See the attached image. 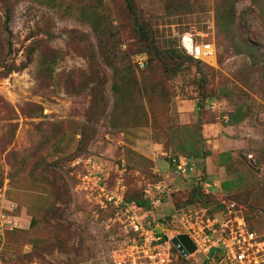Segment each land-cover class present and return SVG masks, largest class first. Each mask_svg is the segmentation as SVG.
Segmentation results:
<instances>
[{
    "label": "rangeland",
    "instance_id": "374dc122",
    "mask_svg": "<svg viewBox=\"0 0 264 264\" xmlns=\"http://www.w3.org/2000/svg\"><path fill=\"white\" fill-rule=\"evenodd\" d=\"M133 3L134 15L125 0H0V264H110L121 232L82 187L79 158L151 200L141 208L156 221L233 203L264 227V0ZM183 36L210 42L215 60H185ZM163 152L195 154L207 201L198 166L177 177Z\"/></svg>",
    "mask_w": 264,
    "mask_h": 264
},
{
    "label": "built area",
    "instance_id": "2783aa9c",
    "mask_svg": "<svg viewBox=\"0 0 264 264\" xmlns=\"http://www.w3.org/2000/svg\"><path fill=\"white\" fill-rule=\"evenodd\" d=\"M181 43L188 56L197 60L214 52L210 42L196 43L191 37L183 36ZM137 62L143 66L145 58ZM167 157L168 173L172 175L186 177L198 172L196 165L184 155L171 153ZM80 162L84 166L82 187L94 194L100 207L113 210L110 220L119 226L121 232L123 241L111 249L110 264H173L175 246L172 238L180 233L187 234L196 250L203 255L202 264H264V227L250 228L235 204H228L223 216L204 217V208L200 214L175 210L174 226L180 230L173 235L169 227L162 223L152 225L132 204L126 202V186L122 180L111 184L109 174L102 170L98 161L87 157L79 158L76 164ZM157 172L166 176L159 168ZM86 181L91 182L90 186L84 184ZM156 186L159 189L161 185ZM161 192H169L167 184L163 185ZM2 201L0 194V205ZM7 204L11 209L14 207L12 202ZM8 222L4 217L0 219V225Z\"/></svg>",
    "mask_w": 264,
    "mask_h": 264
},
{
    "label": "trees",
    "instance_id": "16d2710c",
    "mask_svg": "<svg viewBox=\"0 0 264 264\" xmlns=\"http://www.w3.org/2000/svg\"><path fill=\"white\" fill-rule=\"evenodd\" d=\"M126 1V4H127V8L128 10L134 15L135 14V7H134V3H133V0H125ZM10 35V30H9V27H8V19L7 17L5 18L4 22H3V26H2V29H1V33H0V36H1V39L3 40V44L0 45V51L1 53H3L5 47L7 44H10L9 43V39H8V36ZM9 48V47H8ZM4 55V54H3ZM3 59H4V56H3ZM187 61H196L197 59H194L190 56H186V59ZM4 63V62H3ZM4 68L7 70V71H10L12 70V67L8 64H3ZM238 119V118H237ZM167 153V152H166ZM168 154V153H167ZM170 154V153H169ZM181 155H184L186 156L189 160H191L194 164H196L198 166V164L196 163V158L193 157L195 156V154L191 153V154H182V153H179ZM196 155L197 152H196ZM167 156V155H166ZM200 172H198V177H197V180L195 182V190L198 192V197L199 199L201 200H205L207 201V199L209 198L208 194H212V191H204L203 188H207V183H205V179H204V176H203V172L201 170V168L198 166ZM198 170V169H197ZM177 177H180V176H177ZM222 186L223 187H227V184L226 183H222ZM125 201L132 204L136 210H138V212L144 217V219L148 220L151 222L152 225H155L157 223H162L163 225L169 227V223L172 224L174 226L175 224V221H174V216L173 215H169V221H156L155 219H151L150 216L148 214H144L142 212V206H144L146 209H148L150 207V204H151V200H149L148 198H146L145 200H138V201H135L134 199L130 198L127 196V189H126V192H125ZM219 203H217L218 205ZM206 212H208L209 210V207L208 206H205L203 207ZM223 208V207H222ZM221 208V209H222ZM220 209V210H221ZM178 210H181V209H178ZM174 214V213H173ZM215 216V215H214ZM250 227V226H249ZM170 228V227H169ZM251 228V227H250ZM176 251L177 252V249L175 247H173V252ZM181 256V255H180ZM182 257V256H181Z\"/></svg>",
    "mask_w": 264,
    "mask_h": 264
},
{
    "label": "water",
    "instance_id": "95a60500",
    "mask_svg": "<svg viewBox=\"0 0 264 264\" xmlns=\"http://www.w3.org/2000/svg\"><path fill=\"white\" fill-rule=\"evenodd\" d=\"M172 243L182 256H187L196 250L195 244L187 234L180 233L172 238Z\"/></svg>",
    "mask_w": 264,
    "mask_h": 264
},
{
    "label": "bare ground",
    "instance_id": "6f19581e",
    "mask_svg": "<svg viewBox=\"0 0 264 264\" xmlns=\"http://www.w3.org/2000/svg\"><path fill=\"white\" fill-rule=\"evenodd\" d=\"M204 60L208 63H211L213 60H215V54L214 52L211 53L210 55H205Z\"/></svg>",
    "mask_w": 264,
    "mask_h": 264
},
{
    "label": "crops",
    "instance_id": "0c3cea01",
    "mask_svg": "<svg viewBox=\"0 0 264 264\" xmlns=\"http://www.w3.org/2000/svg\"><path fill=\"white\" fill-rule=\"evenodd\" d=\"M163 153H166V152H163ZM163 153H162V155H163ZM168 163V162H167ZM157 168H159V170L161 171V172H164L163 171V167H162V165H161V163L160 162H158V164H157Z\"/></svg>",
    "mask_w": 264,
    "mask_h": 264
}]
</instances>
